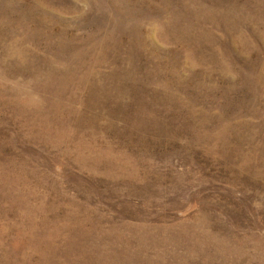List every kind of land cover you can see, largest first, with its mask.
Instances as JSON below:
<instances>
[{
  "label": "rangeland",
  "instance_id": "374dc122",
  "mask_svg": "<svg viewBox=\"0 0 264 264\" xmlns=\"http://www.w3.org/2000/svg\"><path fill=\"white\" fill-rule=\"evenodd\" d=\"M0 264H264V0H0Z\"/></svg>",
  "mask_w": 264,
  "mask_h": 264
}]
</instances>
